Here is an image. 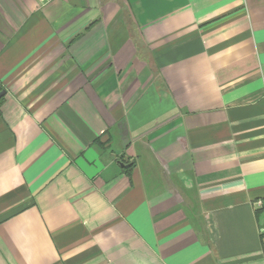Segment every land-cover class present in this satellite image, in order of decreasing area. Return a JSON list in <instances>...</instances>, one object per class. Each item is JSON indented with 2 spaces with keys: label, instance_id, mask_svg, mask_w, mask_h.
I'll return each mask as SVG.
<instances>
[{
  "label": "crops",
  "instance_id": "obj_1",
  "mask_svg": "<svg viewBox=\"0 0 264 264\" xmlns=\"http://www.w3.org/2000/svg\"><path fill=\"white\" fill-rule=\"evenodd\" d=\"M0 264H264V0H0Z\"/></svg>",
  "mask_w": 264,
  "mask_h": 264
},
{
  "label": "built area",
  "instance_id": "obj_2",
  "mask_svg": "<svg viewBox=\"0 0 264 264\" xmlns=\"http://www.w3.org/2000/svg\"><path fill=\"white\" fill-rule=\"evenodd\" d=\"M254 206H255V208H258V209H264V199L256 202L254 204ZM263 234H264V230H263Z\"/></svg>",
  "mask_w": 264,
  "mask_h": 264
},
{
  "label": "water",
  "instance_id": "obj_3",
  "mask_svg": "<svg viewBox=\"0 0 264 264\" xmlns=\"http://www.w3.org/2000/svg\"><path fill=\"white\" fill-rule=\"evenodd\" d=\"M4 91H0V97L4 95Z\"/></svg>",
  "mask_w": 264,
  "mask_h": 264
}]
</instances>
